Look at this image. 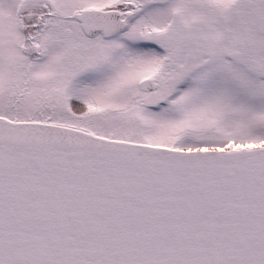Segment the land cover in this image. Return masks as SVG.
Segmentation results:
<instances>
[{"label": "snow or ice", "instance_id": "1", "mask_svg": "<svg viewBox=\"0 0 264 264\" xmlns=\"http://www.w3.org/2000/svg\"><path fill=\"white\" fill-rule=\"evenodd\" d=\"M0 264H264V0H0Z\"/></svg>", "mask_w": 264, "mask_h": 264}]
</instances>
